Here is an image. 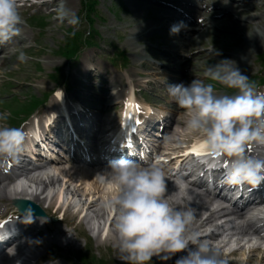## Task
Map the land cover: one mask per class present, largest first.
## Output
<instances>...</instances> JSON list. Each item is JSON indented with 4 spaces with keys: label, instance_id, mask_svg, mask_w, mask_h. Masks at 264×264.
<instances>
[{
    "label": "clouds",
    "instance_id": "obj_1",
    "mask_svg": "<svg viewBox=\"0 0 264 264\" xmlns=\"http://www.w3.org/2000/svg\"><path fill=\"white\" fill-rule=\"evenodd\" d=\"M58 19L70 26L80 23V18L64 6V0L58 8ZM22 22L17 0H0V44L17 35ZM179 30L180 25H174L171 32ZM27 59L21 51L18 60ZM204 75L209 82L196 78L189 84H169L168 95L192 114L186 126L201 134L209 149V158L201 163L210 169L223 168L226 185L258 187L264 183V158L246 154V149L264 144V93L256 92L255 84L231 59L209 65ZM215 84L234 89L235 94H217ZM25 138L22 127L0 124V159L16 158ZM105 172L118 186L104 207L114 216L113 247L120 261L150 264L153 257H158L175 258V264H226L219 247L194 230V209L178 204L157 163L112 160ZM181 192L183 186L177 185L176 195ZM184 199L191 197L185 192ZM32 221L33 210L28 208L24 222ZM3 232L0 229V234ZM6 236L0 235V240ZM178 253L183 255L177 257Z\"/></svg>",
    "mask_w": 264,
    "mask_h": 264
},
{
    "label": "rangeland",
    "instance_id": "obj_2",
    "mask_svg": "<svg viewBox=\"0 0 264 264\" xmlns=\"http://www.w3.org/2000/svg\"><path fill=\"white\" fill-rule=\"evenodd\" d=\"M133 1H131V2H133ZM128 2L130 3V1H128ZM133 4L135 6V1L133 2ZM112 5H113L112 0H105V8H103V9H104L105 13L107 14V21L105 22L106 26L98 25L97 26L98 30H100V32L102 33V35L104 37L109 36L108 34H112L113 31H114V33L123 32L125 35L129 34L128 40L129 39L132 40L133 38H138L139 44H142V42L140 41L139 35L135 34V32H131L134 28V26L132 25L133 23H131V22L135 23V21L141 19L142 16H136L134 13L132 14L130 10L125 9L131 15L129 18L126 15L125 16L122 15V17L123 18L126 17L129 21L118 20L114 16V13L109 11L111 9ZM64 6L67 9H70L75 14H77V11H79L80 0H67V2L65 1ZM46 21L49 22L50 27L48 28L47 31L46 30L44 31V33H45L44 36L40 37L42 39V41L40 42V43H42L41 48L38 51L39 53H35V55H38V57H36L33 54V61H31V65L28 67L29 72L27 75L29 76V79L27 80V84L25 86V87H30L37 94H40V92H41L40 89L37 87V86H39V83L37 82V79H36L38 77V75L41 76L42 78H44L43 80H41L40 83L45 82V80H46V82H48L47 77H46L48 73H51V72L53 73L56 68H64L65 69V67L67 66V63H65V61L64 62H58L61 59L60 58L55 59L53 57H56V52L58 51L57 48H61L64 45V41H65V38L67 36L68 29H69L70 25H68L64 21H55L54 17H49L46 19ZM121 22H123V23H121ZM183 38L185 39V37H183ZM139 44L136 41H132L129 45H127L130 49V52H131V58H133V59H135L134 50L136 49V47L138 48ZM97 54H98V52L95 50L86 51L84 54V58H87V59H85V62L88 61L90 58L95 57ZM93 64H94V62H93ZM96 65L99 67L100 71L103 72L104 75L106 72H108L107 78H109V79L112 78V76L114 75V71L108 66V64H106L105 62L96 61ZM42 73L45 75L43 76ZM119 82H120V80L118 78H116L113 84L119 85L120 84ZM72 96H75L74 91H71V95L69 94L66 97H72ZM67 105L70 108H72L73 104L68 102ZM6 107H8L9 109H12L11 102H7ZM16 110L17 111L19 110V106H18V109L16 108ZM60 110H61V112H63L62 108ZM104 180L105 179H99L98 185L95 183V188L104 186V182H105ZM87 188H90L89 185L87 186ZM85 192L88 193L89 189L86 190ZM114 192H115V190L111 187L108 190H105L102 192L101 198L113 196V195H110L109 193L115 194ZM101 201H103V200L101 199ZM50 227L52 228L51 229L52 231H55V228H56L55 225H52ZM73 229L74 228H71L69 230V231H71L70 234L74 235V237L76 238L78 243H80L82 246L84 244V247H83V249H84L86 247L87 241L89 239L86 238L83 240V236H82L81 231H74ZM82 240L84 242H86V244ZM68 241H70V238ZM90 242H91L90 246H87L86 247L87 249L86 250L84 249L85 252L80 253V254H86V253L91 252V254H93L96 258H106L107 257L110 260L109 264H115L116 261L122 262L117 258V252L115 250H109V249H106L103 247H97L96 245H98V244L95 245L94 242H92V241H90ZM41 243H42V241H41ZM56 247L57 248L60 247L59 248L60 250L57 251V253L54 251L57 249H52L50 252L56 253L57 256L62 257L61 258V264H79L77 261L74 260L73 256H75V254H77L79 251H81L83 249L78 251V249L74 248V249H69L67 251L68 248H63L61 246H56ZM91 254H89V255H91ZM51 255H53V254H51ZM240 257H243V256L238 255L236 257H232L229 260L230 262L228 264H244V262L241 263L238 261L240 259ZM160 260L162 261V263H159V264H163V262L166 263V261H168L167 259H162V258H160ZM154 263H152V264H154ZM246 264H250V262L248 261Z\"/></svg>",
    "mask_w": 264,
    "mask_h": 264
},
{
    "label": "bare ground",
    "instance_id": "obj_3",
    "mask_svg": "<svg viewBox=\"0 0 264 264\" xmlns=\"http://www.w3.org/2000/svg\"><path fill=\"white\" fill-rule=\"evenodd\" d=\"M44 3H46V2H44ZM71 7V6H70ZM264 30H261V32H263ZM255 37L257 38V40L260 42V40H262V38H264V34L262 33V36L260 37L258 34H255ZM116 83V82H115ZM58 98L60 99V109L62 108V110H63V112H61V110H60V112L66 117V122H68L70 125H72V123L69 121L70 120V117H69V113H68V110H66V108H67V106H66V102H65V99L64 98H62V96L59 94L58 95ZM39 129V128H38ZM39 134H40V130H39ZM36 137L37 138H39V136L38 135H36ZM85 136H83L82 137V140H84L83 142H85ZM83 142H82V144H83ZM34 143V141L32 140V139H30V144H33ZM76 143H79V141L78 142H76ZM75 144V143H74ZM81 143H79V145H80ZM206 145V144H205ZM199 146L200 145H196L194 148H199ZM193 148V149H194ZM202 150V149H201ZM193 151V150H192ZM48 154H49V152H47ZM194 153V152H193ZM65 165V164H64ZM66 166V165H65ZM68 168H64V169H62V173H63V175H66V177H67V180H68V183L70 182L71 184H72V181H73V178H74V175H75V173H71V172H69L68 170H67ZM59 171V170H58ZM72 172H74V171H72ZM76 172V174H79L77 171H75ZM165 173L166 174H168V175H170V177H172L171 176V174H169V172H167V171H165ZM73 174V175H72ZM99 179H107L108 181H109V178H108V176H107V173L103 170V171H101V172H99V175H97V177L96 178H91V179H85V181H84V183H81V186H80V188L77 190V191H79V192H85L86 190H88L89 189V192L87 193V194H89L90 196H93L94 194L96 195V193L97 194H99L100 196H101V194H102V192L103 191H105V190H108L109 188H111V186L110 185H104V186H102V187H98V188H95V183L98 185V180ZM82 180H84V178H81V180L80 181H82ZM53 183H56V182H53ZM111 183V182H110ZM36 184H38L39 186L40 185H42V181H38V182H36ZM89 185V187L90 188H87V186ZM87 188V189H86ZM168 188L170 189L171 188V186H170V184H168ZM110 195H114L113 193H109ZM108 194V195H109ZM90 199H91V197H90ZM70 201H73V199H70ZM101 201V199L99 198L97 201H93L92 203L91 202H89V203H85L84 205H82V212H83V215H88L89 213H91V212H93V209L97 206V202H100ZM237 214V213H236ZM102 216L103 215H101V214H95V217L97 218V220H102ZM242 216L243 215H241L240 214V216H239V218L241 219L242 218ZM94 217V218H95ZM98 217H100V218H98ZM212 224V222L210 223V224H208L209 226H212L211 225ZM213 227V226H212ZM54 230V229H53ZM215 230L217 231V233L218 232H220L221 230H220V228H218V227H215ZM69 231V230H68ZM111 241V242H115L116 241V238H115V234H113V235H111V236H109L108 238H107V241ZM72 241H71V239H70V241H67L66 242V247H72L73 245H72V243H71ZM59 246V245H58ZM60 248V247H59ZM242 250V249H241ZM239 251V252H241L242 253V251ZM253 250H256V249H253ZM68 251V250H67ZM247 251V250H246ZM251 253V252H250ZM253 258L251 257V259L250 260H252ZM264 261V260H263ZM242 263V262H241Z\"/></svg>",
    "mask_w": 264,
    "mask_h": 264
},
{
    "label": "snow or ice",
    "instance_id": "obj_4",
    "mask_svg": "<svg viewBox=\"0 0 264 264\" xmlns=\"http://www.w3.org/2000/svg\"><path fill=\"white\" fill-rule=\"evenodd\" d=\"M135 107H136L137 109H139V105H135ZM205 147H206V145H205V144H202V145L199 146V148H194V149H193V152H194L197 156H200V155L202 154L201 149H204ZM225 166H226V165H225Z\"/></svg>",
    "mask_w": 264,
    "mask_h": 264
}]
</instances>
